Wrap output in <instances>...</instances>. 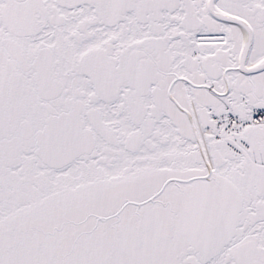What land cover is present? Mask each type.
Here are the masks:
<instances>
[{"label":"snow or ice","instance_id":"6c2138e0","mask_svg":"<svg viewBox=\"0 0 264 264\" xmlns=\"http://www.w3.org/2000/svg\"><path fill=\"white\" fill-rule=\"evenodd\" d=\"M0 264H264V0H0Z\"/></svg>","mask_w":264,"mask_h":264}]
</instances>
